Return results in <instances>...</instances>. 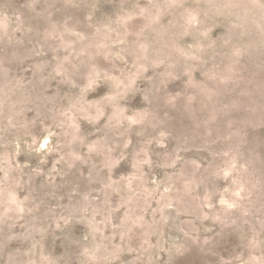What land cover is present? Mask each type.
I'll return each mask as SVG.
<instances>
[{
    "label": "rangeland",
    "instance_id": "rangeland-1",
    "mask_svg": "<svg viewBox=\"0 0 264 264\" xmlns=\"http://www.w3.org/2000/svg\"><path fill=\"white\" fill-rule=\"evenodd\" d=\"M0 264H264V0H0Z\"/></svg>",
    "mask_w": 264,
    "mask_h": 264
}]
</instances>
